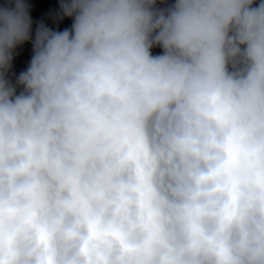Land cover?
I'll return each instance as SVG.
<instances>
[{"label": "clouds", "instance_id": "clouds-1", "mask_svg": "<svg viewBox=\"0 0 264 264\" xmlns=\"http://www.w3.org/2000/svg\"><path fill=\"white\" fill-rule=\"evenodd\" d=\"M65 17L0 2V264H264V0Z\"/></svg>", "mask_w": 264, "mask_h": 264}]
</instances>
